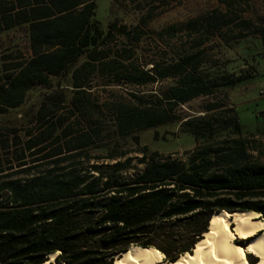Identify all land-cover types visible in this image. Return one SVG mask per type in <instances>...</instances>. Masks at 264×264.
<instances>
[{
	"label": "trees",
	"instance_id": "1",
	"mask_svg": "<svg viewBox=\"0 0 264 264\" xmlns=\"http://www.w3.org/2000/svg\"><path fill=\"white\" fill-rule=\"evenodd\" d=\"M98 1L0 0V35L25 30L29 51L0 57V117L47 91L18 123H0V264H44L52 254L58 264H114L132 247L174 263L214 214L249 212L264 223V160L236 110L217 102L199 116L175 115L249 78L211 72L200 41L235 18L210 14L156 32L170 54L146 60V21L103 27ZM193 31L194 46L171 47ZM252 34L264 49V22ZM167 80L153 94L130 90ZM179 120L196 141L182 159L141 144L140 133Z\"/></svg>",
	"mask_w": 264,
	"mask_h": 264
},
{
	"label": "rangeland",
	"instance_id": "2",
	"mask_svg": "<svg viewBox=\"0 0 264 264\" xmlns=\"http://www.w3.org/2000/svg\"><path fill=\"white\" fill-rule=\"evenodd\" d=\"M150 12L151 19L148 18ZM210 14L224 15L227 20L235 18V22L228 29H224L221 36L212 37L204 34L200 39L204 42L202 49L206 51L208 68L212 70L211 72H223L234 77L248 75L249 78L242 79L233 87L221 89L213 96L199 97L186 105L179 106L175 110V115L181 120L199 116L205 112L208 104L217 102L226 107H233L239 117L243 136L251 139L259 149L258 152H254V156L259 155L264 160V49L260 37L252 34L264 22V0L238 2L233 6L227 1L218 0H119V3L100 0L97 8V19L103 27L115 20L129 27L140 25L142 19L146 21L144 29L150 33V36L147 39L149 45L146 46L147 59L143 58L144 60H161L170 54L166 44L156 45L155 41L159 42L156 32L172 26L185 27L190 21H202L203 17ZM243 21L248 23L250 30L245 31L238 27ZM192 34V38H189L186 34L179 33V37L169 43L171 47L177 48L185 40L190 39L187 45L189 48L195 45L194 39L201 36L194 31ZM10 49L11 51L8 52ZM6 53H13L14 57L19 53L29 56L25 30L18 29L0 35V57ZM170 84L171 81L167 80L158 86L130 90L153 94L152 91L161 90ZM116 91L126 93L127 90ZM45 93L47 91L42 88L33 90L28 96L27 103L1 116L0 123H18L21 114L30 108L39 107ZM181 129L179 120L142 132L141 144L148 146L152 152L157 151L163 155H173L174 158L182 159L186 152L195 147L196 141L194 136L182 132ZM251 256L247 255L248 263L249 261L255 263ZM164 258L163 255V260Z\"/></svg>",
	"mask_w": 264,
	"mask_h": 264
},
{
	"label": "bare ground",
	"instance_id": "3",
	"mask_svg": "<svg viewBox=\"0 0 264 264\" xmlns=\"http://www.w3.org/2000/svg\"><path fill=\"white\" fill-rule=\"evenodd\" d=\"M249 212L223 211L211 217L209 229L196 244L192 253L168 263L153 248L132 247L117 255L114 264H249L252 255L255 264H264V223ZM56 254L45 264H55Z\"/></svg>",
	"mask_w": 264,
	"mask_h": 264
},
{
	"label": "water",
	"instance_id": "4",
	"mask_svg": "<svg viewBox=\"0 0 264 264\" xmlns=\"http://www.w3.org/2000/svg\"><path fill=\"white\" fill-rule=\"evenodd\" d=\"M236 213V212H235ZM144 249H147V248H144ZM57 256V255H56ZM45 264V263H44ZM55 264H58V263H55Z\"/></svg>",
	"mask_w": 264,
	"mask_h": 264
}]
</instances>
